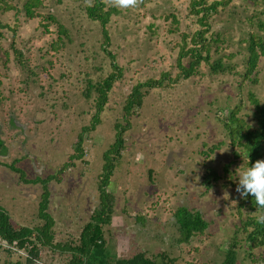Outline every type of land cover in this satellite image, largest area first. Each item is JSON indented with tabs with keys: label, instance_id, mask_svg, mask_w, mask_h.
<instances>
[{
	"label": "rangeland",
	"instance_id": "1",
	"mask_svg": "<svg viewBox=\"0 0 264 264\" xmlns=\"http://www.w3.org/2000/svg\"><path fill=\"white\" fill-rule=\"evenodd\" d=\"M41 1V17L50 14L57 22L46 28L42 18L25 17L23 0H7L12 9L0 6V208L15 229L51 222L52 247L38 246L33 264L68 260L63 245L78 243L99 206L104 156L118 125L128 128L105 189L114 198L111 222L104 227L111 260L141 252L148 257L165 253L175 264H219L235 235L236 264H263L264 247L249 249L246 235L235 234L259 213L239 208L236 171L246 161L235 157L239 147L231 146L221 124L236 110L255 127L249 95L264 104V58L251 79H244L247 53L239 45L250 30L245 17L263 12L264 4L223 0L225 8L213 16L211 31L222 33L223 62L233 70L214 74L202 63L184 80L177 77L180 47L184 41L193 47L191 39L200 29L189 0H101L111 12L105 48L121 78L99 112L94 87L113 70L102 50L100 26L86 15L94 0ZM14 50L22 54L20 60ZM165 75L163 87L149 90L126 120L123 108L133 87ZM95 122L93 131L82 133ZM80 135L82 160L63 170ZM210 173L219 179L206 190L203 181ZM181 207L199 211L209 224L188 243L178 242L174 225L173 213ZM0 243V264H26V252H7L8 244Z\"/></svg>",
	"mask_w": 264,
	"mask_h": 264
},
{
	"label": "trees",
	"instance_id": "2",
	"mask_svg": "<svg viewBox=\"0 0 264 264\" xmlns=\"http://www.w3.org/2000/svg\"><path fill=\"white\" fill-rule=\"evenodd\" d=\"M252 7L264 4V0H245ZM226 2L209 0H189L190 15L195 19V23L200 27L195 32L191 39L193 47L188 48L184 41L180 47V52L177 58V65L180 68L178 78L187 80L193 76L197 68L205 63L209 66L210 72L219 74L224 72L226 68L233 70L229 64L223 62L224 58L221 55L223 50L220 44L223 43L222 33L212 32L211 23L215 14L225 8ZM0 6L3 9H12L7 5V0H0ZM41 0H23L21 8L27 19L42 18V21L49 23H57L55 18L48 14L46 17H41L39 10L42 8ZM104 3L101 0H94L92 6L86 8V15L92 21L100 26V32L103 37L102 50L110 59V66L113 70L102 82L96 83L95 91L97 93L96 105L99 107V112L107 102V95L113 84L121 78V69L115 63L114 57L107 52L106 46L109 43L106 26L110 19V9L104 10ZM234 20V12L230 13ZM264 16L263 12H252L245 17V23L250 26V30L244 33L245 37L241 38L239 45L244 46L247 53L244 57L245 73L244 79H251V75L255 72L257 64L261 57L264 58ZM59 33H64L65 29L57 24ZM214 46V47H213ZM18 59H21L20 51L14 50ZM217 56L218 58H216ZM229 57H233L232 54ZM183 58H187V66L182 65ZM169 79L165 75L161 80H148L143 84L135 85L131 94L128 96L126 104L123 108L124 117L127 120L135 109L141 107L143 99L148 95L149 90L161 88L164 81ZM178 79H176L177 81ZM256 82V80H253ZM89 88H92L91 86ZM249 101L253 106V119L255 127L248 125L244 120L237 116L236 110H231L222 122L224 130L232 147H239V151L234 152L236 158L244 156L246 167H251L258 160H264V104L256 99L253 95H249ZM134 109V110H133ZM133 110V111H132ZM98 123L95 122L89 128L82 130V133L93 131ZM128 127L116 126V137L114 143L104 156V176L101 183H98V191L100 202L99 206L92 212L89 221L84 225L79 235L78 243H67L63 245L66 252L69 253V258L65 264H175L174 260L169 258L165 253H159L155 256L148 257L145 253H137L127 260L113 259L111 260L106 252L104 240V227L111 222L113 210V196L106 192L109 183L110 175L114 169L115 158L121 157L123 151L122 135ZM82 135V134H81ZM79 136L74 147V154L70 157V164L65 165L64 169L72 166L76 160H82L83 151L81 149L82 136ZM219 177L215 173H210L204 178L206 190L210 188L211 181L218 180ZM47 198H44L43 213L46 210ZM239 208H245L249 212H258L259 216L248 217L243 221L240 227L235 229V234L243 232L246 235L245 242L249 244V249L256 247H264V222L260 221V217L264 216V206H260L255 198L251 195L240 199ZM174 225L180 235L178 242L188 243L192 237L202 235L209 227L207 221L202 214L197 210H189L187 208H178L173 213ZM51 222H44L43 226L32 230L22 227L15 229L10 222L9 216L0 208V239L5 241L10 247L16 251L26 252V264H33L38 259V246L52 247V237L50 235ZM250 229V230H249ZM238 241L236 236L232 238L227 250L225 251L224 260L219 264H236ZM10 252V249H4ZM213 264V263H205ZM264 264V263H263Z\"/></svg>",
	"mask_w": 264,
	"mask_h": 264
},
{
	"label": "clouds",
	"instance_id": "3",
	"mask_svg": "<svg viewBox=\"0 0 264 264\" xmlns=\"http://www.w3.org/2000/svg\"><path fill=\"white\" fill-rule=\"evenodd\" d=\"M125 3H132L133 0H124ZM238 184L236 192L242 198L251 195L260 206H264V160H258L251 167L240 168L236 171ZM264 222V216L260 218Z\"/></svg>",
	"mask_w": 264,
	"mask_h": 264
},
{
	"label": "built area",
	"instance_id": "4",
	"mask_svg": "<svg viewBox=\"0 0 264 264\" xmlns=\"http://www.w3.org/2000/svg\"><path fill=\"white\" fill-rule=\"evenodd\" d=\"M0 241L4 242V244L7 245V243H6L5 241H3V240H1V239H0ZM0 245H1V243H0ZM7 246H8V248H6V249H10V248H11V249H15V248L10 247L9 245H7ZM11 249H10V250H11Z\"/></svg>",
	"mask_w": 264,
	"mask_h": 264
}]
</instances>
